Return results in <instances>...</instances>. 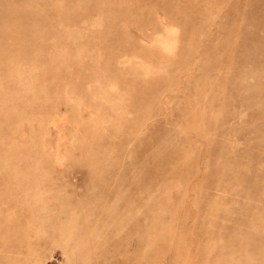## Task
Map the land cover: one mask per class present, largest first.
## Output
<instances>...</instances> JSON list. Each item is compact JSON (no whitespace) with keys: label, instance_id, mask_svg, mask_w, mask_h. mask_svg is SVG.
<instances>
[{"label":"rangeland","instance_id":"1","mask_svg":"<svg viewBox=\"0 0 264 264\" xmlns=\"http://www.w3.org/2000/svg\"><path fill=\"white\" fill-rule=\"evenodd\" d=\"M0 264H264V0H0Z\"/></svg>","mask_w":264,"mask_h":264}]
</instances>
